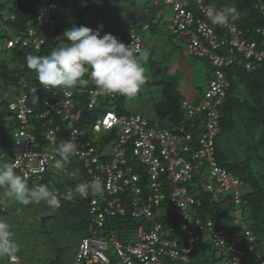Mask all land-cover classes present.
Wrapping results in <instances>:
<instances>
[{
  "label": "built area",
  "instance_id": "obj_1",
  "mask_svg": "<svg viewBox=\"0 0 264 264\" xmlns=\"http://www.w3.org/2000/svg\"><path fill=\"white\" fill-rule=\"evenodd\" d=\"M217 1H154L172 7L174 14L168 28L171 34L185 39L188 54L203 58L211 65V76L202 99L197 103L181 99L183 117L174 130L153 126L139 114L128 116L111 110L99 113L96 111L99 97L119 95L100 94L92 84L79 90L53 91L55 99L45 101L38 112L27 103L28 95L24 90H17L8 101V108L18 121L12 133L14 146L10 165L21 176L40 181L48 173L52 176L57 173L81 183L94 178L103 182L101 194L82 198L73 193L68 199H81L86 207V227L78 239L73 264H116L113 257L119 264H193L192 253L201 233H207L213 246L221 250L222 264H244L245 250L229 241L223 229H215L211 220L195 215L194 194L187 186L195 176L201 175L204 190L213 191L212 186L209 187L212 184L224 195H232L235 202L240 201L242 180L215 158L216 137L220 131L219 108L229 87L223 68L238 62L245 70L252 71L264 63V25L240 27L236 21H229L223 26H214L205 11L209 7H226L220 2L216 4ZM3 2L0 0V5ZM58 2L35 0L32 19L23 35L4 21L0 22L6 33L14 31L5 38V46L32 45L39 49L44 39L33 24L40 25L45 16L53 14ZM254 8L264 17V0H256ZM2 14L5 15V9L0 10ZM142 27L148 29L147 24ZM116 37L125 44L142 48L141 35L132 29L126 37ZM89 110L95 118L83 123L84 113ZM38 123L48 142L56 138L59 145L63 140L75 138L78 151L73 156L78 162L75 167L65 165L59 171L53 167L55 160L61 158L58 151L39 147L36 130H32ZM197 124L202 125L199 132ZM52 191L62 199L57 188ZM164 202L174 209L182 241L179 236H171L173 226L161 221L166 214ZM112 217L121 220L129 217L138 224L132 227L121 222L106 229V219ZM235 222L242 224L237 219ZM122 231L133 232V239L124 241ZM259 258L262 259V255ZM9 259L11 262L19 260L14 255ZM257 264H264V259Z\"/></svg>",
  "mask_w": 264,
  "mask_h": 264
},
{
  "label": "trees",
  "instance_id": "obj_2",
  "mask_svg": "<svg viewBox=\"0 0 264 264\" xmlns=\"http://www.w3.org/2000/svg\"><path fill=\"white\" fill-rule=\"evenodd\" d=\"M34 1L4 0L0 5V10L5 9V20L2 14L0 15V22L4 21L15 32L23 35L26 32L28 22L32 19ZM255 1L218 0L216 4L220 2L226 7L234 5L241 14L236 23L240 27H253L264 25V17L254 8ZM130 5L133 6L135 3L130 0H59L57 9L53 14L45 16L39 26L33 24L38 29V34L44 39V43L39 49H34L32 45L5 47L10 49L13 58H16L18 62L10 65L5 60H0V90L3 93L12 92L11 99H8V96L0 98V103L5 102L9 110L8 101L13 99L17 90H24L27 93V103L34 109V112L42 110L45 101L55 99L56 95L53 94V91L59 89H46L41 85L35 73L27 67L26 57L29 55L45 56L50 54L53 49L67 45L69 41L63 35L66 29L87 26L95 30L102 25L101 35L111 33L114 36L120 35L124 38L130 29L138 32L139 27L142 28L144 24H147L149 29L156 25L155 15L148 14V10L133 13V10H129ZM1 28L4 30L3 27ZM5 34L8 37L6 32ZM0 50H3V48H0ZM205 61L211 70L209 62ZM223 69L229 87L219 108L220 131L216 137L215 158L221 166L240 178L242 186H247L248 189L241 191L240 201L235 202L230 194L224 195L220 192L215 197L214 191L204 190V179L201 175L195 176L187 186L194 193L193 212L195 215L205 220H211L215 229H223L229 241L243 248L246 252L244 264H257L264 259V173H260L254 166L258 162L264 163V63L252 71L245 70L238 62ZM85 78L87 79V75ZM160 83L163 84L162 100L154 103V114L158 119V124L160 123V127L174 130L176 126L180 125L183 117L180 108L181 96L172 77H165L164 80H160ZM90 85L91 83H89ZM77 89L79 90V88ZM3 96H6V94ZM4 112V110L0 111V121L4 119ZM9 112L11 111L9 110ZM90 114V110L86 111L83 116L85 118L81 121L87 123L91 121L90 119L93 120L95 114ZM79 125L81 126V124ZM259 127L261 132H259L258 139L252 147L255 150L254 154L247 153L243 155L242 150L241 152L237 151L240 153L235 155L237 157L232 158L231 153L223 150L224 145L222 147L219 139L224 133H229L237 138L240 136V142L243 144L248 142L250 136L256 134ZM34 130H36L34 132L38 136L39 147L55 148V151H57L56 138L52 142H48L43 136V130L39 123L36 124ZM231 136L229 137L231 138ZM195 138L193 135V139ZM76 163L78 164L76 158L71 157L65 165L73 168ZM67 180L73 188L81 183L79 180L69 178ZM164 207L166 214L161 217V221L166 226H173L171 236H179L182 241L183 238L178 228L179 221L175 218L174 209L167 202H164ZM60 208L77 218L74 223L80 230V238L86 227L84 202L78 198L73 201L63 199ZM237 210H239V215L236 217L235 211ZM236 219L242 222L245 227L235 221L233 222ZM216 220L223 221L226 226L217 227ZM121 222L129 223L132 227L138 224L137 221L129 217H124L122 220L118 217H112L106 219L105 227L106 229L114 228L116 224ZM231 223L235 226H228ZM204 235L208 236L207 240H203L202 236ZM251 236L253 239H250ZM250 246L252 249H249ZM206 250L209 251L208 254ZM215 251L219 252L218 258L215 257ZM198 253L207 255L205 258L207 264H222L224 256L221 250L213 246L211 237L207 233L200 234V239L194 248L192 257L193 254ZM260 255H262V259L259 258ZM53 262L54 260L49 264Z\"/></svg>",
  "mask_w": 264,
  "mask_h": 264
},
{
  "label": "rangeland",
  "instance_id": "obj_3",
  "mask_svg": "<svg viewBox=\"0 0 264 264\" xmlns=\"http://www.w3.org/2000/svg\"><path fill=\"white\" fill-rule=\"evenodd\" d=\"M130 1L135 3V5L129 6V10H133V13L143 11L140 7L137 8L143 2L147 9L150 11L155 10L157 13L154 19L156 25L152 26L151 30L149 28L145 30L143 27H139L137 30L143 38V49L148 50L150 53L147 63L143 64L146 69L147 82L134 98H126L120 95L116 98L99 97L96 111L102 113L105 110H111L128 116L139 114L148 119L153 126H160L153 109L154 103L162 100L163 84L160 83V80H164L165 77L168 78L169 76L179 85L186 78L185 72L180 73L178 72L179 69L170 72L168 70L170 63L174 60L182 59L191 65V73L188 76L189 83L198 90L197 98L193 100L194 103L202 99L208 87V80L211 74L209 66L204 59L188 54L185 39H181L177 35H171L168 23L174 13L170 5L154 2L155 0ZM155 28L157 29L153 30ZM7 34L13 35L14 31L11 30ZM5 35V30L0 27V48H3V50H0V60H5L8 64L13 65L18 60L13 58L12 52L9 51L10 49L5 48V38L7 37ZM0 93V96H2L0 98L8 96V99H11L12 92L3 93L0 90ZM4 94L6 96H3ZM2 110L5 112L3 115L4 119L0 121V155H3L0 159V165L5 163L10 164L12 161V148L14 146V136L12 133L18 127V121L14 114L9 112L5 102L0 103V111ZM190 122L196 123L194 119H190ZM33 129L35 128L33 127ZM201 130L202 125L197 124V131ZM259 132H261L260 127L257 128L256 134L250 136L251 138L247 140L248 142L243 144L240 142V136L237 138L231 136L229 133H224L220 136V144L222 147L224 145V151L226 150V152L231 153L232 158L237 157L235 155L239 154L242 150L243 155L247 153L254 154L255 150L252 147H254L255 141L258 139ZM89 135L91 137L92 133H89ZM51 150H55V148H51ZM105 151L109 153L107 148H105ZM254 166L260 173H264V163L258 162ZM14 171L20 175L17 170ZM53 175L48 173L40 181L27 180L28 187L32 188L36 184H43L48 186L51 191L57 188L58 192L63 195L62 198L68 190L75 194V187L73 188L69 185L68 178L57 173ZM55 181H57L56 184ZM211 186L216 194L221 192L217 186L210 184L209 187ZM247 189V186L241 187V191ZM235 212V216L237 217L239 210ZM0 219L9 223L13 239L19 246V251L14 254L19 259L18 262L11 263L9 262V256H4L0 257V264H49L53 260L52 264H73L80 230H78L74 223L77 218L67 213L63 208L53 210L44 202L23 205L16 201L14 197L8 195L7 186H0ZM216 226L223 227L226 224L221 220H216ZM228 226L234 227L235 225L231 223ZM120 235L124 241L132 240L134 237L133 232L127 234L122 231ZM202 237L203 240L208 239L206 235ZM206 253L208 254L209 251L206 250ZM193 255V264H207L205 262L206 254L198 253ZM218 256L219 252L215 251V257L218 258ZM113 259L116 264H119L115 257Z\"/></svg>",
  "mask_w": 264,
  "mask_h": 264
},
{
  "label": "clouds",
  "instance_id": "obj_4",
  "mask_svg": "<svg viewBox=\"0 0 264 264\" xmlns=\"http://www.w3.org/2000/svg\"><path fill=\"white\" fill-rule=\"evenodd\" d=\"M205 15L213 25L219 26L240 18L234 5L222 9L209 7ZM102 27L95 30L87 26L66 29L63 35L69 41L67 45L53 49L45 56H27V67L45 88L71 91L88 88L91 83L100 94L134 98L147 82L143 64L147 63L150 53L132 43L125 44L111 33L101 35ZM75 134L73 131V137ZM57 151L61 159L55 160L53 167L59 171L78 154L75 138L63 140ZM0 186H7L8 195L23 205L44 202L53 210L61 207V200L54 191L43 184L29 188L27 177L16 174L10 164L0 165ZM102 192L103 182L99 178L75 186V194L82 198ZM72 197L73 192L69 191L64 198ZM18 251L9 223L0 219V257H12Z\"/></svg>",
  "mask_w": 264,
  "mask_h": 264
},
{
  "label": "crops",
  "instance_id": "obj_5",
  "mask_svg": "<svg viewBox=\"0 0 264 264\" xmlns=\"http://www.w3.org/2000/svg\"><path fill=\"white\" fill-rule=\"evenodd\" d=\"M141 8L143 11L144 10H148L147 12H148V14H151V15H155V17H156V11L154 10H152V11H150L149 9H147V7H146V5H144V2L140 5V6H138L137 8ZM136 8V9H137ZM141 12V11H140ZM139 12V13H140ZM151 30V29H150ZM182 39V38H181ZM180 39V40H181ZM142 49H143V44H142ZM206 62V61H205ZM206 64H207V62H206ZM208 65V64H207ZM177 69H179V71L178 72H180V73H184L185 74V76H186V78H185V81H183V82H181L179 85H177V83H176V85H177V89H178V91H179V94H180V96H181V99H188V100H190V101H192L193 102V100H196V98H197V95H198V90L194 87V86H192L190 83H189V79H188V76L190 75V73H191V69H192V67H191V65L189 64V63H187L185 60H174L172 63H170V65H169V67H168V70L170 71V72H174V71H176ZM209 70H210V67H209ZM174 74V73H173ZM175 75H177V74H175ZM172 76V75H171ZM74 222H76V220L74 221ZM78 239H79V237H78ZM10 258V257H9ZM9 262H11L10 261V259H9ZM11 263H13V262H11Z\"/></svg>",
  "mask_w": 264,
  "mask_h": 264
}]
</instances>
